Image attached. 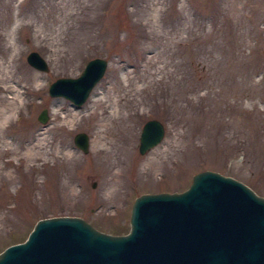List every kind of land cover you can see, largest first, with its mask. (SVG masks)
Masks as SVG:
<instances>
[{
    "label": "rangeland",
    "instance_id": "1",
    "mask_svg": "<svg viewBox=\"0 0 264 264\" xmlns=\"http://www.w3.org/2000/svg\"><path fill=\"white\" fill-rule=\"evenodd\" d=\"M95 56L83 103L47 95ZM147 118L163 137L137 154ZM202 169L264 198V0H0V250L49 216L122 235L135 195L180 192Z\"/></svg>",
    "mask_w": 264,
    "mask_h": 264
},
{
    "label": "water",
    "instance_id": "2",
    "mask_svg": "<svg viewBox=\"0 0 264 264\" xmlns=\"http://www.w3.org/2000/svg\"><path fill=\"white\" fill-rule=\"evenodd\" d=\"M24 58L30 68H48L35 50ZM105 63L97 56L86 60L73 78L48 83L47 95L83 103ZM46 113L41 109L35 119L44 124ZM141 124L137 154L163 137L155 118ZM71 138L87 152L83 131ZM129 207V229L122 235L100 232L77 216L39 218L22 241L0 250V264H264V198L229 175L195 171L180 192H141Z\"/></svg>",
    "mask_w": 264,
    "mask_h": 264
},
{
    "label": "bare ground",
    "instance_id": "3",
    "mask_svg": "<svg viewBox=\"0 0 264 264\" xmlns=\"http://www.w3.org/2000/svg\"><path fill=\"white\" fill-rule=\"evenodd\" d=\"M102 141V140H101ZM96 142V141H95Z\"/></svg>",
    "mask_w": 264,
    "mask_h": 264
}]
</instances>
